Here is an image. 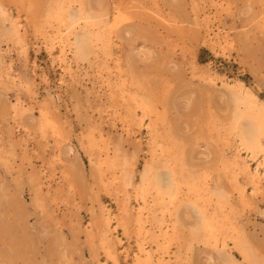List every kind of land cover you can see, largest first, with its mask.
<instances>
[{"label": "rangeland", "instance_id": "obj_1", "mask_svg": "<svg viewBox=\"0 0 264 264\" xmlns=\"http://www.w3.org/2000/svg\"><path fill=\"white\" fill-rule=\"evenodd\" d=\"M56 1L7 0L6 19L0 13V148L10 154L6 162L0 156V215L17 230L15 238L0 233V259L6 255L11 264H135L150 255L154 264L172 257L175 264H224V257L229 264L230 259L249 264L232 239L234 231L240 230L252 260L264 264V151L252 152L240 134L242 128L251 130L253 125L245 112L264 110V0H64V6L70 2L72 12L82 4L88 15L101 20L100 26L91 29L97 38L95 50L86 56L77 53L74 33L62 17L50 15ZM30 3L36 7L33 12L28 10ZM14 26H19L18 39ZM135 97L149 111L135 104ZM236 113H243L239 127L234 123ZM48 119L55 120L56 129L45 127ZM89 137L117 158L114 171L104 166L103 180L95 170L98 153L89 149ZM260 139L264 146V135ZM163 140L175 141L185 151L186 170H177V175L195 177L208 188L204 197L217 187L225 189L228 201L217 214L219 220L228 215L229 228L217 239H205L201 232L193 235L197 212L184 180L176 202L164 204L178 207L181 233L164 237L162 230H171V221L156 225L151 220L153 193L142 194V174L151 161L156 163L154 172L163 180L169 177L171 163L160 167L156 162ZM28 173H41L42 191L52 198L31 203L35 192ZM124 174L126 181L109 184L111 177ZM122 207L132 218L142 216L140 234L135 224L128 230L118 224ZM158 213L163 216L168 211ZM108 215L112 217L111 255L98 239L87 236L96 234V222Z\"/></svg>", "mask_w": 264, "mask_h": 264}, {"label": "bare ground", "instance_id": "obj_2", "mask_svg": "<svg viewBox=\"0 0 264 264\" xmlns=\"http://www.w3.org/2000/svg\"><path fill=\"white\" fill-rule=\"evenodd\" d=\"M6 1L7 0H0V13H1V15H2V18L3 19H6V14H7V9H6ZM21 1V0H20ZM27 1H29V0H27ZM56 1V0H55ZM87 1V0H86ZM85 1V2H86ZM95 1V0H94ZM119 1V0H118ZM16 2V1H15ZM14 2V3H15ZM19 2V1H18ZM30 2H32V1H30ZM63 2L65 3V1L63 0H57L56 1V4H55V12H54V10H53V12L52 13H50V15L51 14H53L54 13V16H57V18H61V19H63V21H65L66 22V25H67V28L68 29H70V31L72 32V33H74V39H75V41H74V43H75V47H76V51H77V53L79 54V55H85L86 53L88 54V52L90 53L92 50L94 51L95 50V45H94V39H97L95 36H94V34H93V31L91 30L93 27H95V26H97V25H99L98 24V21H100L101 22V20H99L98 19V21L97 20H95V16L92 14V16H90V15H88V13L86 12V8L81 4L80 5V7H79V9L77 8V7H75V8H77L78 9V11H76V12H72L71 10H70V6H69V4H70V2H69V4H68V6H64V4H63ZM66 2H68V1H66ZM96 2V1H95ZM22 3H23V0H22ZM28 3V2H27ZM34 3V2H33ZM33 3H30V5L29 4H27V6H28V10L29 11H31V12H33L35 9H36V7H35V5L33 6ZM88 3V2H87ZM89 3H90V0H89ZM100 3V2H99ZM98 3V4H99ZM119 3V2H118ZM17 5H18V3H17ZM23 5V4H22ZM88 5V4H87ZM93 5V4H92ZM99 5H101V4H99ZM99 5H97V7H99ZM45 6V5H44ZM88 6H91V5H88ZM95 6V5H94ZM10 7V6H9ZM101 7V6H100ZM104 7V6H103ZM74 8V9H75ZM90 8H93L92 6L90 7ZM105 8V7H104ZM108 8V7H107ZM119 8H121V7H119ZM72 9H73V7H72ZM96 9V8H95ZM98 9V8H97ZM101 9V8H100ZM100 9H98V10H100ZM106 9V8H105ZM109 9H110V7H109ZM26 10V9H25ZM44 10V9H43ZM87 10H89V12H91L90 11V9H87ZM92 10V12H94L93 10L94 9H91ZM103 10V9H102ZM107 10V9H106ZM75 11V10H74ZM27 12V11H26ZM9 13V12H8ZM43 13V12H42ZM47 13V12H46ZM46 13H44V14H46ZM96 13V12H95ZM94 13V14H95ZM103 13V12H102ZM101 13V14H102ZM30 14V13H29ZM35 14V13H34ZM33 14V17L35 16ZM28 15V14H27ZM40 15H42V14H40ZM98 15H99V12H98ZM106 15V14H105ZM96 16H97V13H96ZM100 16V15H99ZM32 17V18H33ZM95 17V18H94ZM36 18V17H35ZM14 19V18H13ZM12 19V20H13ZM34 20V19H33ZM44 20V19H43ZM48 20H50V19H48ZM53 20V19H52ZM9 21H11V20H9ZM34 21H36V20H34ZM39 21V20H38ZM37 21V24L40 22H38ZM51 21V20H50ZM8 22V21H7ZM13 22V21H12ZM15 22V21H14ZM30 22V21H29ZM64 22V23H65ZM103 23V22H102ZM14 24V23H13ZM18 24H19V22H18ZM43 24H44V22H43ZM20 25V24H19ZM44 25H46V24H44ZM43 25V26H44ZM48 25V24H47ZM101 25V24H100ZM99 25V26H100ZM12 26V25H11ZM16 26V25H15ZM13 27L14 28V30H13V32H14V35H15V37H16V39H18L19 37H20V33L18 32V27L19 26H17V28L16 27ZM43 26H40L41 28L43 27ZM51 26V25H50ZM63 26V25H62ZM46 27V26H45ZM45 27H43V28H45ZM65 27V26H64ZM33 28H35V27H33ZM101 28H104V27H101ZM108 28V27H107ZM51 29H53L52 27H51ZM60 29H61V27H60ZM94 29V28H93ZM107 30V29H106ZM39 31V30H38ZM48 31V30H47ZM69 31V30H68ZM97 31V30H96ZM100 31H102V30H100ZM120 31V30H119ZM35 32H37V31H35ZM45 32V31H44ZM50 32V31H49ZM103 32V31H102ZM47 33V32H46ZM129 33V32H128ZM10 34V33H9ZM48 34V33H47ZM95 34H96V32H95ZM13 35V34H12ZM43 35H44V33H43ZM70 35H71V33H70ZM125 35H126V33H125ZM128 35V34H127ZM11 37V36H10ZM14 37V36H13ZM49 37V36H48ZM73 37V36H72ZM103 37V36H102ZM100 38V37H99ZM105 38V37H104ZM106 38H108V36H107V32H106ZM5 39V38H4ZM11 39V38H10ZM13 39V38H12ZM15 39V38H14ZM13 39V40H14ZM15 39V40H16ZM66 40H67V38H65ZM20 40V39H19ZM22 40V39H21ZM48 40V39H47ZM51 40V39H50ZM100 40H101V38H100ZM103 40V39H102ZM23 41V40H22ZM104 41H106V40H104ZM108 42L110 41V38H109V40H107ZM105 42V43H108V42ZM2 42V41H1ZM99 42V41H98ZM15 43H17V42H15ZM67 43V42H66ZM65 43V44H66ZM95 43H97V40H96V42ZM102 43V42H101ZM100 44V43H99ZM102 46L104 45L105 46V44H101ZM64 46H66V45H64ZM67 46H68V44H67ZM97 46H98V44H97ZM102 46H101V48H102ZM74 47V48H75ZM100 47V46H99ZM107 47H108V45H107ZM110 47V46H109ZM73 48V47H72ZM72 51V50H71ZM107 51V50H106ZM2 54H4L3 52H1ZM104 53V52H103ZM1 55V54H0ZM101 55V54H100ZM86 56V55H85ZM1 57H2V55H1ZM89 57V56H88ZM92 57V56H91ZM0 60L1 61H3L1 58H0ZM0 61V62H1ZM11 61V60H10ZM8 63V62H7ZM12 63V62H11ZM121 64V63H120ZM2 65V63L0 64V67H2L1 66ZM9 67V66H8ZM11 67V66H10ZM5 69V68H4ZM11 69V68H10ZM1 70V69H0ZM14 70V69H13ZM119 71V70H118ZM117 71V72H118ZM1 72V71H0ZM7 73H8V71H7ZM6 73V74H7ZM14 73V72H13ZM122 73V72H121ZM8 74H10V73H8ZM118 74V73H117ZM13 75V74H12ZM12 75H9V76H11L12 77ZM6 76H8V75H6ZM118 76V75H117ZM13 77H14V75H13ZM16 77V76H15ZM1 78V77H0ZM10 78V77H9ZM19 78V77H18ZM120 79H121V77H119ZM128 78V77H127ZM3 79V78H2ZM6 79V78H5ZM12 79V78H11ZM16 79V78H15ZM22 79V78H21ZM25 79V78H24ZM119 79V80H120ZM14 80V78L12 79V81ZM26 80V79H25ZM125 80V79H124ZM128 80V79H127ZM23 81V80H22ZM111 81V80H110ZM20 82V81H19ZM25 82V81H24ZM128 82V81H127ZM13 83V82H12ZM18 83V82H17ZM113 83H114V81H113ZM116 83V82H115ZM119 83V82H118ZM126 83V82H125ZM22 84V83H21ZM120 84V83H119ZM130 84V83H129ZM14 85V84H13ZM22 85H24V84H22ZM25 85H26V82H25ZM123 85V84H122ZM127 85V84H126ZM123 87V86H122ZM130 87H132L131 86V84H130ZM124 88V87H123ZM131 89V88H130ZM107 91V90H106ZM123 92V91H122ZM131 92V91H130ZM118 94H119V92H118ZM130 94H132V93H130ZM134 94V93H133ZM255 94V93H254ZM129 95V94H128ZM114 96V95H113ZM120 96H122L121 95V92H120ZM132 96V95H131ZM126 97V96H125ZM144 97V96H143ZM239 97H241V96H239ZM36 99H38V98H36ZM131 99V98H130ZM141 99V98H140ZM239 99H241V98H239ZM108 100V99H107ZM134 100L136 101V103L135 104H137L138 106H140V107H142L144 110H148V109H150L149 108V106L146 104V103H144V102H141V100H139V98L137 99L136 97L134 98ZM148 100V99H147ZM249 100V99H248ZM43 101V100H42ZM247 101V100H246ZM240 102V101H239ZM115 103V102H114ZM121 103V102H120ZM259 103V102H258ZM42 104H43V102H42ZM118 105H119V103H118ZM46 106H47V104H46ZM121 106V105H120ZM253 105H251V107H252ZM44 107H45V105H44ZM47 107H49V106H47ZM119 108V107H118ZM117 108V109H118ZM138 108V107H137ZM235 108V107H234ZM45 109V108H44ZM49 109V108H48ZM149 111V110H148ZM236 111H237V109H236ZM151 112V111H150ZM45 113V112H44ZM49 113V112H48ZM56 113V112H55ZM130 113V112H129ZM138 113V112H137ZM136 113V114H137ZM150 114L151 113H149V116H150ZM237 114V113H236ZM245 114H246V116H248V117H250L251 119H252V124L253 125H251L252 126V128H251V130H247V127H245V128H242L241 129V131H240V134H241V140H242V142L244 143V144H246V146L252 151V152H254L255 153V151H258V150H262L261 152H263L264 151V146H263V144H262V142H261V139H260V135H264V110L260 113V112H257V113H254V112H251L250 110H248L247 112H245ZM58 115V114H57ZM153 115V114H152ZM233 115V114H232ZM154 116V115H153ZM243 116V113H238L237 115H236V118L234 117V123L236 124L235 126L236 127H239V125H238V119L239 118H241ZM33 117V116H32ZM47 117V116H46ZM58 117H59V115H58ZM28 118V120H30L29 119V117H27ZM47 118H49V117H47ZM157 118V117H156ZM25 119V118H24ZM51 119H53V118H51ZM236 119V120H235ZM34 120V119H33ZM60 120V119H59ZM246 120V119H245ZM139 121V120H138ZM157 121V120H156ZM247 121V120H246ZM41 123V122H40ZM39 123V124H40ZM43 123V122H42ZM57 124H59V123H57ZM159 124V123H158ZM240 124H244V123H240ZM46 126L45 127H50V128H53V129H56V127H57V125H56V123H55V120L53 121V120H47V122H46V124H45ZM60 125V124H59ZM58 125V126H59ZM230 125V124H229ZM61 126V125H60ZM59 126V127H60ZM160 126V125H159ZM245 126H246V124H245ZM4 127H6V126H4ZM41 127V126H40ZM43 127H44V125H43ZM58 127V128H59ZM63 127V126H62ZM159 128V127H158ZM46 129V131H47V128H45ZM45 129H43V131L45 130ZM94 129V128H93ZM92 129V130H93ZM152 129V128H151ZM58 130V129H57ZM56 130V131H57ZM222 131V130H221ZM48 132V131H47ZM50 132V131H49ZM61 132V131H60ZM64 132V131H63ZM92 132V131H91ZM91 132H90V134H91ZM234 132V131H233ZM51 133H52V131H51ZM93 133V132H92ZM57 134H59V133H56V135ZM64 134V133H63ZM54 135V134H53ZM86 135V134H85ZM93 135V134H92ZM7 136V135H6ZM9 136H10V134H9ZM43 136V135H42ZM91 136V135H90ZM234 136V135H233ZM237 136V135H236ZM1 137H2V135H1ZM43 137H45V136H43ZM61 137V136H60ZM85 138H86V136H84ZM7 138V137H6ZM95 138V137H94ZM11 139V138H10ZM62 139V138H61ZM170 139V138H169ZM2 140V139H1ZM86 140H88V146H89V149L90 150H94V151H97V153H98V157L97 158H95V160H94V166H95V170H96V172H97V176H98V179H100V180H103V176H105L104 175V166L108 169V170H113L114 171V169H115V167H116V160H117V158H113L112 157V153H110L109 152V150L108 149H101V148H99V146H96L95 145V142L96 141H94L92 138H88V139H86ZM95 140H97V139H95ZM107 140V139H106ZM174 140V139H173ZM237 140V139H236ZM7 141V140H6ZM9 141V140H8ZM7 141V142H8ZM56 141V140H55ZM113 141V140H112ZM111 141V142H112ZM2 142V141H1ZM10 142V141H9ZM61 142V141H60ZM11 143V142H10ZM98 143V142H97ZM9 144V143H8ZM84 144H86V143H84ZM100 144V143H99ZM103 144V143H102ZM101 144V145H102ZM158 145V144H157ZM2 146V145H1ZM12 146V145H11ZM57 146V145H56ZM159 146H161V151H160V153H159V155H158V159H157V161L156 162H158L157 164H159L160 165V167H168V165L170 164V167H169V169H168V178L166 179V180H163L162 179V177L161 176H159L158 174H157V172H154V169H155V166H154V164H156V163H154L153 165H151V164H149V162H151V161H149L148 163H147V167H146V170H145V172L142 174V194L143 193H146V191L147 190H151L152 191V193H153V207H152V210H151V212H150V216H151V220L152 221H154L155 223H156V225L157 224H161L163 221H164V219H168V220H170L171 221V225H172V227L170 228L171 230H168V229H165L164 228V230H162V235L164 236V237H166L167 235H170V237H172L173 235H179L181 232H180V230H179V228H178V226H177V223H178V207H173V208H166L167 206H165L164 204L166 203V202H168V203H172V204H174L175 202H176V200H177V198H178V194H179V192H180V188H181V183H182V180H184L185 181V183L187 184V186H188V196L187 197H189L190 198V200H191V203L193 204V206H195L196 207V212H197V215H196V219H195V224L193 225V230H194V233H193V235L195 234V232L197 233V232H201L202 233V235H203V237L205 238V239H209L210 237H214L215 239H217V236L219 235V234H223V233H225L226 232V230L225 229H228L229 227V223H228V220H229V218H228V215H224L223 216V218H222V220H219V215L217 214V212H218V210L219 209H221V207H223L224 206V203L226 202V201H228V199H227V196H226V192H223V191H225V189H222L221 190V188L222 187H217V189H212V190H210V192L207 194L208 196L207 197H204L203 196V193L208 189L207 187H205V186H201V185H199L198 184V182H197V179L195 178V177H192V176H187V178H183V175L182 174H179V175H177V170L178 171H180L181 172V170L182 171H184V170H186V162L184 161V158H185V151H183V150H180V148H179V145L178 144H176V142L175 141H173L172 143H170L169 142V144L165 141V140H163L161 143H159ZM9 147V146H8ZM105 147V146H104ZM123 147V146H122ZM11 148V147H10ZM85 148H86V145H85ZM88 148V147H87ZM86 148V149H87ZM0 149H2V151H1V153H0V156H1V158L3 159V161L4 162H6L8 159H9V155L10 154H8V149L7 148H5V147H3V148H0ZM178 150H180L181 151V154H179L178 153ZM61 152V151H60ZM90 152V151H89ZM101 152H104L105 153V157H103L102 158V154H101ZM130 152V151H129ZM129 152L127 151V153H128V155H129ZM11 153V152H10ZM93 153V152H92ZM248 153V152H247ZM254 153H252V154H254ZM58 154V153H57ZM64 154V153H63ZM13 156H14V154H12ZM263 155V154H262ZM65 156V155H64ZM97 156V155H96ZM96 156H94V157H96ZM254 156V155H253ZM252 156V157H253ZM12 157V156H11ZM52 157V156H51ZM50 157V158H51ZM58 157V156H57ZM257 157V156H256ZM28 158V157H27ZM50 158H48V159H50ZM55 158H56V156H55ZM61 158V157H60ZM129 158V157H128ZM264 158V157H263ZM263 158H261V160L263 159ZM51 159H53V158H51ZM66 159V158H65ZM93 159V158H92ZM91 159V160H92ZM248 160V159H247ZM259 160V159H258ZM50 161V160H49ZM55 161V160H54ZM61 161H63V160H61ZM237 161V160H236ZM65 162V161H64ZM70 162V161H69ZM246 162V161H245ZM9 163V162H8ZM50 163H51V161H50ZM237 163H238V161H237ZM56 164V163H55ZM54 164V165H55ZM76 164V163H75ZM248 164V163H247ZM260 164V163H259ZM10 165V164H9ZM12 165V164H11ZM10 165V166H11ZM239 165V164H238ZM261 165V164H260ZM21 166V165H20ZM24 166V165H23ZM68 166H69V164H68ZM240 166V165H239ZM252 166V165H251ZM13 167V166H12ZM59 167V166H58ZM57 167V168H58ZM262 167V166H261ZM23 168V167H22ZM64 168H65V166H64ZM69 168V167H68ZM78 168V167H77ZM123 168H126V166H125V163L123 164ZM245 168V167H244ZM247 168V167H246ZM263 168H264V166H263ZM27 169V168H26ZM25 169V170H26ZM31 169V168H30ZM29 169V170H30ZM71 169V168H70ZM136 169V168H135ZM254 169V168H253ZM252 169V170H253ZM22 171L24 170V169H21ZM42 170V169H41ZM66 170V169H65ZM77 170V169H76ZM79 170V169H78ZM77 170V171H78ZM258 170V169H257ZM71 171V170H70ZM262 171V170H261ZM16 172H18V171H16ZM24 172V171H23ZM29 172V171H28ZM72 172H74V171H72ZM79 172V171H78ZM107 172H109V171H107ZM106 172V173H107ZM245 172V171H244ZM250 172H252V171H250ZM27 174V173H26ZM29 174V173H28ZM41 174V173H40ZM39 173H32L31 175H30V177L29 178H27V179H30V182H31V184H32V188L34 189V192H35V194H34V197H33V201H31V203L33 202L34 204H36V203H38L39 204V202L40 201H46L45 199H47L49 196L48 195H46V193H44L43 191H42V181H41V179H40V175ZM83 174V173H82ZM91 174V173H90ZM245 174V173H244ZM260 174H261V172H260ZM29 175H27V176H29ZM74 175L76 176V174L74 173ZM73 175V176H74ZM109 175V174H108ZM252 175H254L253 174V172H252ZM16 176V175H15ZM83 176V175H82ZM255 176H256V174H255ZM20 177V176H19ZM84 177H85V175H84ZM106 177V176H105ZM104 177V178H105ZM249 177V176H248ZM258 177V176H257ZM263 177V176H262ZM77 178V177H76ZM75 178V179H76ZM244 178V177H243ZM259 178V177H258ZM264 178V177H263ZM15 179V178H14ZM17 179V178H16ZM65 179V178H64ZM63 179V180H64ZM81 179V178H80ZM83 179V178H82ZM94 179V178H93ZM109 179V178H108ZM202 179H204V178H202ZM261 179V178H260ZM59 180V179H58ZM74 180V179H73ZM78 180V179H77ZM84 180V179H83ZM106 180V179H105ZM121 181L122 183H123V181H126L127 180V176H126V174H124L123 176H121V177H117V176H113V177H111L110 179H109V184H113V183H115V181ZM17 181H20V180H18L17 179ZM79 182H80V180H78ZM93 181H95V180H93ZM250 181V180H249ZM257 181V180H256ZM98 182V181H97ZM134 182V181H133ZM216 182H218V181H216ZM228 182V181H227ZM260 182V181H259ZM59 183V182H58ZM66 183V182H65ZM82 183H84V182H82ZM212 183V182H211ZM262 183V182H261ZM18 184V183H17ZM49 184V180H48V183H47V185ZM51 184V183H50ZM73 184V183H72ZM80 184V183H79ZM97 184V183H96ZM134 184V183H133ZM216 184V183H215ZM45 185V184H44ZM43 185V186H44ZM68 185V184H67ZM74 185V184H73ZM82 185V184H81ZM238 185V184H237ZM256 185V184H255ZM49 186V185H48ZM59 186V185H58ZM65 186V185H64ZM118 186V185H117ZM117 186H115V187H117ZM261 186V185H260ZM263 186V185H262ZM76 187V186H75ZM106 187V186H105ZM257 187V186H256ZM256 187H254V188H256ZM67 188V187H66ZM119 188H120V186H119ZM258 188H259V186H258ZM19 189V188H18ZM54 189V188H53ZM68 189V188H67ZM71 189V188H70ZM69 189V190H70ZM117 189V188H116ZM260 189V188H259ZM5 190H7V189H5ZM56 190V189H55ZM57 190H59V189H57ZM61 190V189H60ZM46 191V190H45ZM82 191H83V187H82ZM119 191V190H118ZM121 191V190H120ZM52 192V191H51ZM63 192H64V190H63ZM70 192V191H69ZM72 192H74V191H71V193ZM61 193H62V191H61ZM71 193H68L67 192V194H71ZM247 193V192H246ZM32 194V193H31ZM48 194V193H47ZM55 194H57L56 192H55ZM50 195V194H49ZM122 195V194H121ZM183 195V194H182ZM63 196V195H62ZM75 196V195H74ZM87 196H88V194H87ZM119 196V195H118ZM118 196H116V197H118ZM139 196V195H138ZM213 196L214 197H216V200L213 198ZM64 197V196H63ZM62 197V198H63ZM71 197V196H70ZM73 197V196H72ZM149 197V196H148ZM49 198H52L51 197V195H50V197ZM53 198H54V194H53ZM56 198V197H55ZM61 198V200L63 201V199ZM97 198V197H96ZM96 198H95V200H96ZM66 199V198H65ZM91 199V198H90ZM118 199V198H117ZM120 199V198H119ZM186 199V198H185ZM55 200V199H54ZM59 200V199H58ZM124 200V199H123ZM190 200H188V201H190ZM215 200V203H212L213 201ZM122 201V200H121ZM23 202H25V201H23ZM49 202H51L50 200H49ZM55 202H57V201H55ZM58 202H60V201H58ZM64 202V201H63ZM68 202V201H67ZM120 202V201H119ZM123 203H124V201H123ZM190 203V204H191ZM18 204V203H17ZM25 204V203H24ZM26 204H27V202H26ZM25 204V205H26ZM41 204V203H40ZM44 204V203H43ZM42 204V205H43ZM49 204V203H48ZM55 204V203H54ZM130 204V203H129ZM188 204V203H187ZM189 204V205H190ZM16 205V204H15ZM57 205H58V203H57ZM32 206V205H31ZM55 206V205H54ZM59 206V205H58ZM95 206V205H94ZM101 206V205H100ZM130 206V205H129ZM170 206V205H169ZM180 206L182 207V205H181V203H180ZM192 206V207H193ZM19 207V206H18ZM36 207H38V206H36ZM52 207V206H51ZM131 207V206H130ZM183 207H185V206H183ZM195 207H194V209H195ZM26 208V207H25ZM33 208V207H32ZM34 208H35V206H34ZM52 208H54V207H52ZM95 208V207H94ZM28 209V208H27ZM50 209V208H49ZM102 209H104L103 207H102ZM107 209V208H106ZM119 209V208H118ZM127 208H125V207H122L121 208V213H120V216H118V224H120L125 230H128V227H130L132 224H135V232L137 233V234H140L141 232H142V230H141V225H140V223H141V218L140 217H142V216H140V217H133L132 218V216L130 215V211L127 209ZM183 209H185V208H183ZM41 210V209H40ZM44 210H46V209H44ZM131 210V209H130ZM162 211V212H165V211H168V214L167 213H164L163 214V216H160V214L158 213L159 211ZM28 211V210H27ZM34 211V210H33ZM43 211V210H42ZM93 211H95V210H93ZM110 211L111 210H109V212H108V209H107V212L111 215V213H110ZM114 211V210H113ZM14 212V211H13ZM46 212V211H45ZM51 212V211H50ZM57 212V211H56ZM117 212V211H116ZM131 212H133V210L131 211ZM137 212V211H136ZM148 212V213H149ZM182 212H183V210H182ZM38 213V212H37ZM53 213V212H52ZM55 213V212H54ZM102 213H104L103 212V210H102ZM119 213V212H118ZM6 213H4V215H5ZM107 214V213H106ZM145 214V213H144ZM165 214H167V215H165ZM184 212L182 213V217H184ZM14 215V214H13ZM12 215V216H13ZM25 215V214H24ZM110 215H108L107 217H103V218H100L99 220H98V222H96V227L99 229V231H97L96 232V234L95 233H88L87 234V236H88V238L89 239H92L93 240V238H95V239H98L99 241H100V243H102V246H105V250H106V253L107 254H109V255H111L112 254V249H111V244L109 243V233H112V227H111V221H112V217L110 216ZM135 215V214H134ZM53 216V215H52ZM65 216V215H64ZM114 216V215H113ZM192 216V215H191ZM54 217V216H53ZM187 217V216H186ZM189 217V216H188ZM5 217L4 216H2V215H0V233L1 234H3V235H5V236H9V237H16V233H17V230H14L15 229V226L14 225H12L10 222H8L7 220H5L4 219ZM9 218H11V217H9ZM20 218V217H19ZM25 218V217H24ZM143 218H144V216H143ZM147 218V217H146ZM53 219H56V218H53ZM114 219V218H113ZM148 220H149V218H147ZM181 219V218H180ZM179 219V220H180ZM116 220V219H115ZM17 221V220H16ZM56 221V220H55ZM60 221V220H59ZM73 221V220H72ZM146 221V220H145ZM169 221V222H170ZM167 222V221H166ZM168 222V223H169ZM19 223V222H18ZM25 223V222H24ZM57 223V222H56ZM94 223V222H93ZM236 223V222H235ZM73 224V223H72ZM153 224V223H152ZM165 224H167V223H165ZM83 225V224H82ZM87 225H91L90 223L88 224L87 223ZM180 225H182V224H180ZM23 226H24V224H23ZM74 226V225H73ZM95 226V225H94ZM139 226V227H138ZM147 226V225H146ZM145 226V227H146ZM227 226V227H226ZM86 227H88V226H86ZM95 227V228H96ZM163 227V226H162ZM183 227V226H182ZM190 227H192V226H190ZM84 228H85V226H84ZM82 229V228H81ZM89 229V228H88ZM87 229V230H88ZM92 229V228H91ZM97 229V230H98ZM157 229H159V228H157ZM189 229V228H188ZM79 230V229H78ZM133 230V231H134ZM230 230V229H229ZM75 231V230H74ZM89 232L91 231L90 229L88 230ZM153 231V230H152ZM77 232V231H76ZM82 232V231H81ZM87 232V231H86ZM143 232H144V230H143ZM159 232V231H158ZM234 233H235V235H234V238H232V239H234V242H235V245H236V247L239 249V251L242 253V255H243V257H244V259L245 260H247V262L249 263V264H260V262L258 261V262H256V261H254V260H252L253 258H252V256H251V254H250V252H249V248L247 249V245H248V242L246 241V238L244 237V234L240 231V230H235L234 231ZM78 234V233H77ZM95 234V235H94ZM157 234H159V233H157ZM156 234V235H157ZM25 235V234H24ZM79 235V234H78ZM115 235V234H114ZM113 235V236H114ZM30 237H32L31 235H29ZM112 236V237H113ZM138 236V235H137ZM154 236V235H153ZM25 237V236H24ZM79 237V236H78ZM222 237V236H221ZM227 237V236H226ZM19 238V237H18ZM41 238V237H40ZM114 238V237H113ZM220 238V237H219ZM2 239V238H1ZM34 239V238H33ZM42 239V238H41ZM87 239V238H86ZM162 239H163V237H162ZM161 239V240H162ZM165 240H166V238H164ZM169 239V238H168ZM43 240V239H42ZM41 240V241H42ZM91 240V241H92ZM113 240V239H112ZM158 240H160V238L158 239ZM157 240V241H158ZM5 241V240H4ZM20 241V240H19ZM34 241H36V238H35V240ZM90 241V242H91ZM98 241V242H99ZM117 241V240H116ZM155 241V240H154ZM157 241H155V242H157ZM169 240H167V242H168ZM205 241V240H204ZM220 241H221V239H220ZM219 241V242H220ZM25 242V241H24ZM43 242V241H42ZM111 242V241H110ZM115 242V241H114ZM171 242V241H170ZM174 242V241H173ZM232 242V241H231ZM4 243H6V242H4ZM23 243V242H22ZM41 243V242H40ZM44 243V242H43ZM50 243V242H49ZM49 243H47V246H48V244ZM161 243H164L163 241L161 242ZM205 243H206V241H205ZM11 244V243H10ZM169 244V243H168ZM7 245V244H6ZM14 245V244H13ZM24 245V244H23ZM85 245H87V244H85ZM91 245H93L92 243H91ZM96 245V244H95ZM113 245L114 244H112V247H113ZM214 245V244H213ZM220 245H221V243H220ZM26 246V245H25ZM67 246L68 245H66V248H67ZM88 246V245H87ZM98 246V245H97ZM96 246V247H97ZM115 246V245H114ZM160 246H162V244H160ZM163 246H164V244H163ZM169 246V245H168ZM10 247H12V246H10ZM37 247H39V246H37ZM141 247V246H140ZM156 247V246H155ZM157 247H158V245H157ZM92 248L93 247H91V250H92ZM98 248H99V246H98ZM164 248V247H163ZM162 248V249H163ZM168 248V247H167ZM171 248V247H170ZM7 249V248H6ZM12 249H14V248H12ZM45 249V248H44ZM100 249V248H99ZM142 249V248H141ZM149 249V248H148ZM156 249V248H155ZM4 250V249H3ZM46 250V249H45ZM49 250V249H48ZM47 250V251H48ZM69 250V249H68ZM104 250V251H105ZM151 250H153L152 248H151ZM182 250V249H181ZM230 250V249H229ZM2 251V250H1ZM13 251V250H12ZM67 251V250H66ZM95 251V250H94ZM94 251H92V252H94ZM146 251V250H145ZM163 251V250H162ZM162 251H161V253H162ZM165 251V250H164ZM251 251V250H250ZM5 252V251H4ZM15 252V251H14ZM90 252V251H89ZM103 252V251H102ZM113 252H114V250H113ZM147 252V251H146ZM158 252V251H157ZM156 252V253H157ZM167 252V251H166ZM232 252V251H231ZM2 253H3V251H2ZM6 253H7V251H6ZM18 253V252H17ZM96 253H98V252H96ZM103 253H105V252H103ZM140 253V252H139ZM155 253V254H156ZM158 253H160V252H158ZM223 253V252H222ZM1 254V253H0ZM5 254V253H4ZM11 254H13L12 252H11ZM10 254V255H11ZM20 254V253H19ZM31 254V253H30ZM48 254H50L49 252H48ZM54 254V253H53ZM68 254V253H67ZM100 254V253H99ZM115 254V253H114ZM117 254V253H116ZM115 254V255H116ZM152 254V253H151ZM154 254V255H155ZM164 254V253H163ZM168 254V253H167ZM226 254H227V252H226ZM234 254V253H233ZM42 255V254H41ZM96 255V254H95ZM98 255V254H97ZM96 255V256H97ZM106 255V254H105ZM119 255V254H118ZM118 255H117V257H118ZM126 255V254H125ZM128 256H129V254H127ZM138 255H140V254H138ZM141 255H142V252H141ZM162 255V254H161ZM166 255V254H165ZM254 255V254H253ZM68 256V255H67ZM92 256V255H91ZM120 256V255H119ZM135 256H136V254H135ZM134 256V257H135ZM146 256V258L143 260V262L142 261H138V262H136L135 264H154V262L152 261V257L150 258V255L149 256H147V255H145ZM162 256H164V255H162ZM161 256V257H162ZM9 257V256H8ZM37 257H39V256H37ZM43 257V256H42ZM52 257V256H51ZM70 257V256H69ZM93 257H94V255H93ZM107 257V256H106ZM117 257H113V259L115 258H117ZM136 257H138V256H136ZM156 257V256H155ZM167 257H168V255H167ZM230 257V256H229ZM11 258V257H10ZM14 258H16V257H14ZM20 258V257H19ZM24 258V257H23ZM22 258V259H23ZM27 258V257H26ZM49 258V257H48ZM104 258V257H103ZM166 258V257H165ZM169 258V257H168ZM173 258V257H172ZM171 258V259H172ZM28 259V258H27ZM29 259H31V258H29ZM34 259V258H33ZM32 259V260H33ZM50 259V258H49ZM55 259V258H54ZM111 259H112V257H111ZM112 259V260H113ZM131 259H132V257H131ZM134 259V258H133ZM138 259V258H137ZM155 259V258H154ZM160 259V258H159ZM171 259H170V261L169 262H167L168 260H165V262H160V260H159V263L158 264H175L174 262H171ZM180 259V258H179ZM228 259H230V258H228ZM9 260L10 259H8L7 257H6V255L4 256V258H1L0 259V264H11L10 262H9ZM95 260H96V258H95ZM99 260V259H98ZM108 260V259H107ZM135 260V259H134ZM133 260V261H134ZM163 260V259H162ZM232 262H230V264H238L237 262H235V261H233L234 259H230ZM229 260V261H230ZM42 261V260H41ZM97 261V260H96ZM115 261V260H114ZM127 261V260H126ZM136 261V260H135ZM224 261H225V263L224 264H226V262H227V264H229L228 263V260L226 261V259H225V257H224ZM33 262H35V261H33ZM43 262V261H42ZM47 262H49V261H47ZM12 263L14 264V262L12 261ZM37 263H39V262H37ZM57 263V262H56ZM16 264V263H15ZM45 264H47V263H45ZM98 264V263H97ZM109 264H111V263H109ZM180 264H183V262L182 263H180Z\"/></svg>", "mask_w": 264, "mask_h": 264}]
</instances>
